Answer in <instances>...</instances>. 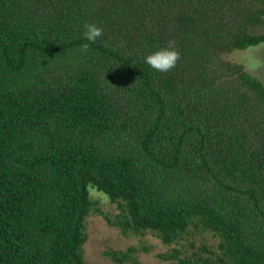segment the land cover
Segmentation results:
<instances>
[{
  "label": "trees",
  "instance_id": "16d2710c",
  "mask_svg": "<svg viewBox=\"0 0 264 264\" xmlns=\"http://www.w3.org/2000/svg\"><path fill=\"white\" fill-rule=\"evenodd\" d=\"M262 43L264 0H0V264H87L91 214L168 264H264V84L226 57Z\"/></svg>",
  "mask_w": 264,
  "mask_h": 264
},
{
  "label": "rangeland",
  "instance_id": "374dc122",
  "mask_svg": "<svg viewBox=\"0 0 264 264\" xmlns=\"http://www.w3.org/2000/svg\"><path fill=\"white\" fill-rule=\"evenodd\" d=\"M227 59L243 65L247 71L264 84V43L245 50H235ZM91 198L100 202L101 209L106 214H114L115 206L107 197L96 189L89 187ZM201 238L197 236L196 241ZM204 243L213 244L214 238L209 234L203 236ZM136 248V258L142 264H168L158 258V254L168 250L151 234L144 236L124 235L116 227L110 226L97 214H91L86 222V241L83 245L84 259L87 264H112L106 253L110 250H126Z\"/></svg>",
  "mask_w": 264,
  "mask_h": 264
},
{
  "label": "clouds",
  "instance_id": "9594fccd",
  "mask_svg": "<svg viewBox=\"0 0 264 264\" xmlns=\"http://www.w3.org/2000/svg\"><path fill=\"white\" fill-rule=\"evenodd\" d=\"M83 29L82 35L89 42H94L103 33L102 27L96 23H85ZM82 47L87 49L88 44L85 43ZM179 58L180 53L173 47L170 41L167 46L160 47L144 55L142 60L143 63L158 72H168L176 66Z\"/></svg>",
  "mask_w": 264,
  "mask_h": 264
}]
</instances>
